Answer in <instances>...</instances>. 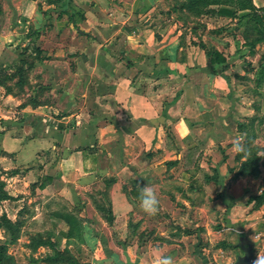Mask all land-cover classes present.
<instances>
[{"label":"crops","instance_id":"obj_1","mask_svg":"<svg viewBox=\"0 0 264 264\" xmlns=\"http://www.w3.org/2000/svg\"><path fill=\"white\" fill-rule=\"evenodd\" d=\"M4 2L0 165L22 170L9 181L39 183L38 219L65 200L71 213L53 215L54 236L91 264H155L158 248L173 264H213L185 230L221 220L226 233L247 210L255 182L236 176L233 144L251 108L234 98L232 70L264 41L251 48L218 30L250 11L202 15V26L182 0ZM147 183L153 216L138 205ZM243 236L253 241L240 235L242 251Z\"/></svg>","mask_w":264,"mask_h":264},{"label":"rangeland","instance_id":"obj_2","mask_svg":"<svg viewBox=\"0 0 264 264\" xmlns=\"http://www.w3.org/2000/svg\"><path fill=\"white\" fill-rule=\"evenodd\" d=\"M177 1L181 2V0ZM220 1L237 9L250 2V0ZM183 2L185 0H182ZM4 3V0H0V16L3 14ZM256 3L260 4L261 1L256 0ZM163 14L165 15V8ZM254 14L264 16V10L259 13L253 12L251 16L253 17ZM194 17L199 19L198 22L202 26L206 25L200 22L204 18L202 15H194ZM236 19L237 22L233 21V26L226 25L219 28L218 34L222 35L230 30L233 36L240 37V40L243 38L248 43H254L261 36L260 33L263 35L264 20H262L261 28L257 30L250 26L251 31H249L248 25H245L248 19L244 21L246 18L240 16ZM223 25L225 24L218 23V26ZM263 55L264 44L260 49H254L251 55H247L248 59L244 60V64L239 63L237 67H234L236 71L242 72L241 68H243L246 72L243 79L232 70L233 96L235 99L246 96L245 106L251 108L248 116H243L245 121L241 123L242 126L239 129L240 135L244 138L241 143L245 145L246 150L240 151L235 156L236 165L233 168L236 176L248 175L255 182H252L254 186L241 202L243 206H247V210L237 217L238 220L232 229L226 233H223L225 221L221 220L212 221L209 229L205 224H201L195 230L190 226H187L185 230L186 234L195 233L189 235L190 240L186 239V241L193 244V250L199 251L207 263L235 264L240 256H244V252L236 246L242 234L255 241V259L258 252L264 255V75L259 76L256 71L264 65ZM258 77L260 87L256 82ZM21 171L20 169L6 172L0 165V215H6L12 222L10 229L0 228V264H91L88 262L91 259L90 255L83 251L79 244L74 245L70 240L63 245L61 240L57 241L54 236L53 215L64 217L71 213L66 201L44 204L46 218L42 216L38 219L42 207L40 205L39 208L41 200L36 202V199L40 197L39 183H30L29 186H25L8 180L11 174H22ZM23 171L26 173L28 169L25 168ZM78 212L80 214L81 210ZM75 222L81 221L75 219ZM210 229L214 231V234L205 237L207 230Z\"/></svg>","mask_w":264,"mask_h":264},{"label":"trees","instance_id":"obj_3","mask_svg":"<svg viewBox=\"0 0 264 264\" xmlns=\"http://www.w3.org/2000/svg\"><path fill=\"white\" fill-rule=\"evenodd\" d=\"M247 2H249V1H247ZM184 4H185V8L189 11V13L192 15H195V16L207 15V14H211V13H218L219 15H223V16H235L236 15L235 11L229 8L231 6H229L227 3H223L220 0H185ZM244 4H246V3H244ZM212 7H217L218 10H215ZM245 9H248L250 12L248 14L244 15L242 18H247L249 20L247 23V25L249 27V31H251L250 30L251 27H253L255 29L261 28L262 27L261 23H262V20H264V16L255 15V14L253 17L251 16L253 14V12L259 13V10H257V8L251 3V0L248 4L243 5L242 7L239 8V10H245ZM260 35L261 36L259 38H257L254 43L252 42V43H247V44L251 48H254L257 43L263 42L264 41V33H263V35H262V33H260ZM223 61H224V59L221 57H218L216 61L211 59V62L213 64L216 62L222 63ZM258 74H259V76L264 75V65H261V68H260ZM0 76H3V70L1 69V67H0ZM259 80L260 79L258 77L257 78L258 87H260ZM10 227H12V222L10 221V219L6 215H2V216L0 215V228L10 229Z\"/></svg>","mask_w":264,"mask_h":264},{"label":"clouds","instance_id":"obj_4","mask_svg":"<svg viewBox=\"0 0 264 264\" xmlns=\"http://www.w3.org/2000/svg\"><path fill=\"white\" fill-rule=\"evenodd\" d=\"M233 149L236 151H245V145L242 144L239 138L233 144ZM138 205L147 215H156L159 210V198L155 188L148 183L139 190ZM155 264H173L172 259L163 254V249H156L154 254ZM252 264H264V255L258 252L257 258Z\"/></svg>","mask_w":264,"mask_h":264},{"label":"water","instance_id":"obj_5","mask_svg":"<svg viewBox=\"0 0 264 264\" xmlns=\"http://www.w3.org/2000/svg\"><path fill=\"white\" fill-rule=\"evenodd\" d=\"M254 242L243 236L240 238L239 246L244 251V256H240L235 264H252L254 261Z\"/></svg>","mask_w":264,"mask_h":264},{"label":"flooded vegetation","instance_id":"obj_6","mask_svg":"<svg viewBox=\"0 0 264 264\" xmlns=\"http://www.w3.org/2000/svg\"><path fill=\"white\" fill-rule=\"evenodd\" d=\"M254 260H255V258H254Z\"/></svg>","mask_w":264,"mask_h":264}]
</instances>
